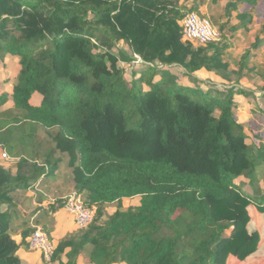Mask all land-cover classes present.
Wrapping results in <instances>:
<instances>
[{
    "label": "trees",
    "instance_id": "obj_1",
    "mask_svg": "<svg viewBox=\"0 0 264 264\" xmlns=\"http://www.w3.org/2000/svg\"><path fill=\"white\" fill-rule=\"evenodd\" d=\"M204 1L0 0V64L19 66L0 94V108L11 103L0 111V151L18 161L15 172L0 167V264H22L16 252L39 211L50 236L66 200L27 215L15 242V199L56 180L65 158L94 216L54 245L51 264H264V203L235 183L257 179L264 139L249 142L235 117L242 89L202 88L193 77L227 68L232 34L264 20V0H226L212 24L220 40L192 47L178 23ZM119 42L142 61L129 79L121 63L134 59ZM259 45L256 36L238 71ZM176 65L189 84L170 72Z\"/></svg>",
    "mask_w": 264,
    "mask_h": 264
},
{
    "label": "rangeland",
    "instance_id": "obj_2",
    "mask_svg": "<svg viewBox=\"0 0 264 264\" xmlns=\"http://www.w3.org/2000/svg\"><path fill=\"white\" fill-rule=\"evenodd\" d=\"M183 1V0H178ZM226 0H205L203 6L200 9V15H204L213 25L214 20L221 17L222 8ZM232 21L233 18H232ZM264 20H257L254 25L251 26L252 32L249 36L246 34L245 36H237L234 40H232V46L228 49L224 56L223 62L226 63V69L219 70H205L201 69L193 73V77L198 80V84L202 88H216V89H227L228 87H235L242 89L246 94L236 95L234 96V100L236 105L238 106L237 111L235 112V117L237 121L245 126V133L248 137L249 142H254V135H258L259 139H264V99L262 98V92L264 90V33L261 35L259 32L261 31V26L263 25ZM178 26L180 27L179 23ZM262 37L261 45L258 47V52L254 54L255 50H250V55L248 56L249 60L246 64V68L242 71H238L239 65V57L242 52L251 45V42L254 41V37L257 35ZM181 41L191 45L192 47H202L197 45L196 43H192L183 39L181 35ZM205 47V46H204ZM116 49L121 50L127 56L132 57L134 61L130 63H121L126 69L125 77L127 79L130 78V65L134 68L141 64V60L138 56L133 55L131 50L123 43L119 42L116 44ZM138 61V63H136ZM252 66L255 68L252 70ZM173 69V70H172ZM170 70L171 73H174L177 80H180L184 83L189 84L190 82L186 79V77H181L178 73L181 72V67L176 65L173 66ZM257 69V70H256ZM19 70V66L17 61L12 60L8 57L3 58V63L0 64V93L10 91V85L15 82V76ZM10 80L8 83H6ZM38 100L37 96H34L32 101L36 102ZM10 107V103H8L3 108H0V111ZM41 137L44 136L42 132H40ZM3 152L0 151V167L4 170H10L12 172L16 171L17 160L10 158L3 159L1 157ZM6 153V152H4ZM7 155V154H6ZM8 157V155H7ZM66 163V158L64 159L63 167L61 166L60 172L58 174L59 178L54 185L50 187H41L44 195H46V200L44 201V206L46 209L53 207L56 203V199L62 198L64 195H69L72 193L71 185L69 182L70 179V171L64 167ZM31 164L27 167L23 168L24 173H30ZM263 168V170H262ZM256 180L252 183L249 179L245 177H241L235 180L236 184H241L244 191L252 196L255 199H258L261 203H264V165H262L258 172L256 173ZM36 189L34 192L30 193H21L15 199L17 212L19 214V219L15 220L12 223V228L14 231V235L12 239L17 242L19 241V237L17 233L22 229L24 218L33 213L38 206H34L33 202L37 204L39 201L40 195H43ZM139 204V198L132 199L131 201H126L123 203V207H131L137 206ZM4 207L1 209L3 211ZM114 206L106 207V215L109 216L114 212ZM35 215V214H34ZM35 224L43 225L45 222H49L46 217L43 216V213H38L34 216ZM252 215L253 212H252ZM255 216V215H254ZM30 221V220H29ZM50 228V227H49ZM66 237V236H65ZM53 245L55 243L52 241ZM26 253L30 254L23 258L20 261L22 264H51L45 263L42 258H39V253L32 252L27 248L24 249ZM35 253L37 257L33 258L32 254ZM17 255V252H16ZM29 259V260H28ZM65 261V260H64ZM77 264H87L82 259H79Z\"/></svg>",
    "mask_w": 264,
    "mask_h": 264
},
{
    "label": "built area",
    "instance_id": "obj_3",
    "mask_svg": "<svg viewBox=\"0 0 264 264\" xmlns=\"http://www.w3.org/2000/svg\"><path fill=\"white\" fill-rule=\"evenodd\" d=\"M181 34L184 40L206 46L220 40L218 29L204 16L196 13L188 14L179 22ZM138 63V61H136ZM3 159H9L6 153H2ZM64 209L71 217L77 229L87 227L94 216V210L84 207L83 201L76 193H71L66 198ZM33 232L27 239L28 249L38 252L45 263H50L54 245L50 236L38 224L32 225Z\"/></svg>",
    "mask_w": 264,
    "mask_h": 264
},
{
    "label": "crops",
    "instance_id": "obj_4",
    "mask_svg": "<svg viewBox=\"0 0 264 264\" xmlns=\"http://www.w3.org/2000/svg\"><path fill=\"white\" fill-rule=\"evenodd\" d=\"M233 20L234 21H232L231 20V23L233 24V23H235V19L233 18ZM256 21L257 20H254L253 21V24L252 25H254L255 23H256ZM264 24V23H263ZM252 32H255V31H251V27L249 28V30L248 31H244V30H239V31H237V32H235V33H233L232 34V38H231V41L232 40H234L237 36H245L246 34L249 36ZM259 34L261 35L262 33H260L259 32ZM257 35V36H259V40H260V45H261V39H262V37L260 36V35ZM256 37V36H255ZM255 37H254V40H255ZM254 43V41L253 42H251V45ZM259 45V46H260ZM250 46V45H249ZM230 49V48H229ZM247 49V48H246ZM245 49V50H246ZM258 49L259 48H257V50H255V52H254V54H256L257 52H258ZM244 50V51H245ZM243 51V52H244ZM242 52V53H243ZM239 59H240V57H239ZM16 61V60H15ZM252 69H254L255 67L254 66H252L251 67ZM173 70V69H172ZM257 70V69H256ZM18 73V72H17ZM16 77V76H15ZM10 80H8L6 83H8ZM15 83V82H14ZM13 83V84H14ZM13 84H11L10 85V91H11V88H12V85ZM228 88H230V87H228ZM10 91H7V92H5V93H10ZM2 93H4V92H2ZM2 93H0V94H2ZM34 96H37L38 97V100L36 101V102H33L32 101V99H33V97ZM32 99H31V102L33 103V104H38L39 103V101H40V98H39V96L37 95V94H34L33 96H32ZM10 106H11V103H10ZM9 108V107H8ZM4 153V152H3ZM58 178H59V176H57V178H56V180H54V181H52L51 183H49V184H47V185H44L43 187H50L51 185H54V183H56L57 182V180H58ZM56 181V182H55ZM69 182H70V185H71V190H72V193H74V191H73V187H72V183H71V175H70V179H69ZM31 192V191H30ZM30 192H28V193H30ZM39 192H43L42 190H41V188L39 189ZM27 194V193H26ZM43 195H40V196H42V197H39V201H37V204L36 203H34L33 202V205L36 207V206H38V208H41V209H46V207L44 206V204H45V202L44 201H47L46 200V195H44V193H42ZM70 195V194H69ZM68 197V195H64L62 198H64L65 200H66V198ZM37 209V208H36ZM49 210V209H48ZM38 213H41L40 211L39 212H37L35 215H37ZM43 213V212H42ZM34 215V216H35ZM52 230H51V232H50V238H51V241H53L55 244L59 241V240H61L62 238H64L65 236H68V235H71V234H74V233H76L77 232V227L74 225V223H73V221H72V219H71V217L67 214V212L65 211V209L64 208H62L61 210H59L55 215H53V217H52ZM29 224H30V226H32L33 224H35V220L33 219V216L30 218V221H29ZM18 242V241H17ZM25 248H23V247H21V248H19L18 250H17V256H18V258H20L21 260H23V258L24 257H26V256H29L30 254H28V253H26V251L24 250ZM32 252H34V251H32ZM35 253H37V252H35ZM35 253H33L32 254V256H33V258H35V257H37L38 258V256L35 254ZM39 258H41V255L39 254ZM29 260V259H28ZM65 259H63V261H64Z\"/></svg>",
    "mask_w": 264,
    "mask_h": 264
}]
</instances>
